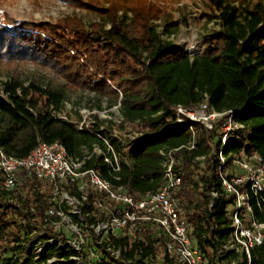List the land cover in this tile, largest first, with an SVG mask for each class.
Here are the masks:
<instances>
[{"label":"trees","instance_id":"16d2710c","mask_svg":"<svg viewBox=\"0 0 264 264\" xmlns=\"http://www.w3.org/2000/svg\"><path fill=\"white\" fill-rule=\"evenodd\" d=\"M62 1L95 10L103 20L85 24L76 16H64L55 22L23 21L10 28L0 24V75L3 67L7 72L0 79L3 149L21 157L41 141L57 140L70 156L83 157L84 149L90 150L101 139L58 113L71 91L92 87L97 96L109 94V108L118 103L121 124L133 125L143 135L132 143L131 161H121L118 181L101 158L93 156L85 166L97 167L104 177L135 194L161 185L160 149L186 144L192 137V126L199 143L194 149L182 147L175 153L180 159L175 167L183 171L176 196L183 206L182 215L191 223V234L212 263L220 264L223 258L217 257L216 250L232 231L229 209L234 196L222 189L218 124L207 129L194 121L176 123L175 108L207 102L216 111L231 110L233 119L244 125L226 138L222 148L226 161L221 172L226 177L239 173L232 161L235 157L251 160L258 154L264 161V0L246 9L241 18L233 3L242 5L247 0H209L211 17L219 20L221 30L207 37L205 48L195 55L169 38L175 24L166 6L160 4L165 0ZM162 17L167 21L159 30L151 22ZM27 61L57 73L65 83H25L19 74L7 70L14 62ZM99 125L94 122L91 128ZM114 144L120 149L117 142ZM197 156H204L200 171L191 168L197 165ZM38 185L25 175L19 178L12 192L20 206L6 201L0 188V245L19 240L21 219L43 215L45 199ZM238 187L244 191L248 184ZM212 190L220 194L209 208ZM250 196L255 218L264 222V193L257 199ZM138 246L135 243L129 253ZM69 254L59 252L60 256ZM240 256L236 264H247L246 256ZM263 260L264 241L251 249L250 264H263Z\"/></svg>","mask_w":264,"mask_h":264},{"label":"built area","instance_id":"2783aa9c","mask_svg":"<svg viewBox=\"0 0 264 264\" xmlns=\"http://www.w3.org/2000/svg\"><path fill=\"white\" fill-rule=\"evenodd\" d=\"M175 114L176 123L194 121L207 129L213 128L216 118H225L218 135L221 142L218 170L223 192L233 195L234 201L229 209L232 231L218 245L216 255L221 258L245 255L250 264L251 249L264 241V222L255 218L250 196L256 199L263 196L264 161L258 154L251 160L235 157L232 161L239 173L226 177L221 172L226 161L222 148L226 138L244 125L233 119L231 110L219 112L207 102L192 108L177 105ZM78 125L101 139L100 143H93L90 150L84 149L81 158L70 156L57 140L41 141L21 157L5 152L0 143V188L5 192L4 199L21 205L12 191L22 175L36 180L44 195L43 215L34 214L30 219L20 220L21 233L29 235L42 228V239L38 240L33 257L43 259L45 262L41 264H56L50 260L56 256L61 264H214L191 234V223L182 215L183 206L176 196L183 171L175 167L180 160L175 153L182 147L194 149L199 143L192 126V137L186 144L160 149L161 185L131 194L125 185L104 177L97 167L85 164L93 156L101 158L111 177L118 181L121 161H131L132 143L143 133L125 130L126 139L116 135L115 125L107 128L100 124L96 129L91 128L92 124ZM115 142L120 149L115 147ZM201 157L204 156H197ZM244 183L248 187L241 191L238 186ZM219 194L214 190L209 192V208ZM202 237L205 238V234ZM135 243L138 248L129 253ZM61 251L70 254L60 256ZM3 257L0 254V258Z\"/></svg>","mask_w":264,"mask_h":264},{"label":"rangeland","instance_id":"374dc122","mask_svg":"<svg viewBox=\"0 0 264 264\" xmlns=\"http://www.w3.org/2000/svg\"><path fill=\"white\" fill-rule=\"evenodd\" d=\"M262 1L247 0L242 5L235 1L233 4L238 8L239 17L241 18L245 14L246 9L250 10ZM101 4L104 6L108 5L104 2H101ZM160 4L166 6L167 12L171 15V21L175 24L174 27H171L172 33L169 38L175 45L191 55L200 53L205 48V39L221 30L219 20L211 17L213 11L209 0H165ZM64 16H76L85 24L103 20V17L95 10L85 9L62 0L0 1V24L8 28L18 26L23 21L55 22ZM166 21V18L162 17L158 20H152L151 23L161 30L162 25ZM5 69L4 67L2 68L0 79H4L7 76ZM7 70L19 74L25 80V83H28L29 80H34L41 85L50 84L51 86H59L65 83V79L57 73L28 61L14 62L11 68ZM114 90L117 91V87H114ZM108 98L109 94H104L102 97L97 96L92 87L79 88L68 94L64 106L58 114L68 121L82 123L84 126L86 124H94V122L103 124L107 128L115 125L117 128L116 135L121 138L127 139L123 135L125 130L141 132L139 128L133 125L120 123L121 116L118 111V103L109 108L107 106ZM224 121L225 118H216L213 122V128L215 124H218V132L221 133ZM127 151L126 149L123 152L126 154ZM195 160L197 165L191 166V168L200 171L204 166V157H196ZM38 229L29 235L21 233L18 243L0 245V254L4 256V259L0 258V264H25L29 259L33 260V264L45 262L43 259H35L33 257L35 255V246L38 240L42 239V228ZM50 260L56 264H61L62 262L57 256L54 260L52 258ZM240 261L241 256L238 254L237 258H223L221 264H236Z\"/></svg>","mask_w":264,"mask_h":264}]
</instances>
